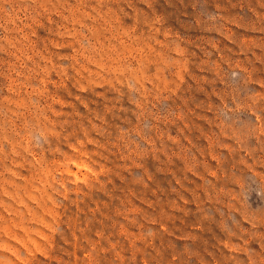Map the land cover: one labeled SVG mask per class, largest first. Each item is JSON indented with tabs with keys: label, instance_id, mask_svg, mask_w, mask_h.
<instances>
[{
	"label": "rangeland",
	"instance_id": "obj_1",
	"mask_svg": "<svg viewBox=\"0 0 264 264\" xmlns=\"http://www.w3.org/2000/svg\"><path fill=\"white\" fill-rule=\"evenodd\" d=\"M0 264H264V0H0Z\"/></svg>",
	"mask_w": 264,
	"mask_h": 264
}]
</instances>
